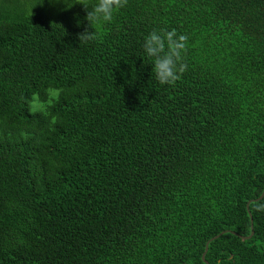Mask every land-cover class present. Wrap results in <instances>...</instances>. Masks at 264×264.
<instances>
[{"label": "trees", "instance_id": "16d2710c", "mask_svg": "<svg viewBox=\"0 0 264 264\" xmlns=\"http://www.w3.org/2000/svg\"><path fill=\"white\" fill-rule=\"evenodd\" d=\"M65 3L0 0V264H206L223 232L209 264H264V0H126L88 43ZM154 30L187 38L171 86Z\"/></svg>", "mask_w": 264, "mask_h": 264}, {"label": "clouds", "instance_id": "9594fccd", "mask_svg": "<svg viewBox=\"0 0 264 264\" xmlns=\"http://www.w3.org/2000/svg\"><path fill=\"white\" fill-rule=\"evenodd\" d=\"M51 3H62L65 10L71 9L67 6L65 0H50ZM126 0H81L78 5L81 6L85 15L83 21L76 20L77 26L86 24L84 31L78 34V42L88 43L98 38L97 33L92 30L93 26L97 28L101 24L110 23L114 13L122 8ZM186 36L177 35L174 32L152 31L143 41L142 48L144 54L152 58L153 64L151 71L155 79L162 86L173 85L179 78V73L184 71V66L180 63L182 53L185 48ZM39 106V101H34Z\"/></svg>", "mask_w": 264, "mask_h": 264}, {"label": "water", "instance_id": "95a60500", "mask_svg": "<svg viewBox=\"0 0 264 264\" xmlns=\"http://www.w3.org/2000/svg\"><path fill=\"white\" fill-rule=\"evenodd\" d=\"M263 198H264V191H263L261 197H260L257 201H259V200H261V199H263ZM250 204H251V202L247 205V209H248V211H249V209H250ZM227 232H230V231H227ZM224 233H225V232H223V233H221L220 235L214 237V238L211 239V241H209V243L207 244V246H206V250H205V253H204V255H203V261H204L206 264H209V263L206 261V254H207L208 249H209V244H210L212 241L217 240V239H218L220 236H222ZM232 233H234V232H232ZM234 234H236V233H234ZM236 235H237V234H236ZM253 235H254V234L252 233L250 237H242V238H243V239H251V238L253 237Z\"/></svg>", "mask_w": 264, "mask_h": 264}, {"label": "rangeland", "instance_id": "374dc122", "mask_svg": "<svg viewBox=\"0 0 264 264\" xmlns=\"http://www.w3.org/2000/svg\"><path fill=\"white\" fill-rule=\"evenodd\" d=\"M36 99V98H35ZM35 103H33L32 105H34ZM34 107V106H33Z\"/></svg>", "mask_w": 264, "mask_h": 264}]
</instances>
